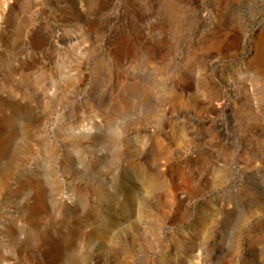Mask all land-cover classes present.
I'll return each mask as SVG.
<instances>
[{
    "label": "rangeland",
    "instance_id": "1",
    "mask_svg": "<svg viewBox=\"0 0 264 264\" xmlns=\"http://www.w3.org/2000/svg\"><path fill=\"white\" fill-rule=\"evenodd\" d=\"M0 2V264H264V0Z\"/></svg>",
    "mask_w": 264,
    "mask_h": 264
},
{
    "label": "bare ground",
    "instance_id": "2",
    "mask_svg": "<svg viewBox=\"0 0 264 264\" xmlns=\"http://www.w3.org/2000/svg\"><path fill=\"white\" fill-rule=\"evenodd\" d=\"M1 1V0H0ZM4 2V1H3ZM1 3V2H0ZM6 3V2H5ZM5 3H2V4H5ZM2 7V6H1ZM9 11V8L8 6L6 7L5 6V9L4 11L2 12V17L5 16V14ZM255 60L253 63H251V69L254 71V72H261V67H262V61H263V58H264V47H263V44H259V47L258 49L255 50Z\"/></svg>",
    "mask_w": 264,
    "mask_h": 264
}]
</instances>
